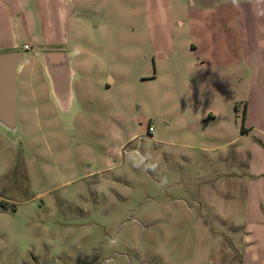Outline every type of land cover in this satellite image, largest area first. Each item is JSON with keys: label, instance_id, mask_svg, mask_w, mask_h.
<instances>
[{"label": "rangeland", "instance_id": "rangeland-1", "mask_svg": "<svg viewBox=\"0 0 264 264\" xmlns=\"http://www.w3.org/2000/svg\"><path fill=\"white\" fill-rule=\"evenodd\" d=\"M236 1L69 0V105L27 52L0 127V264H264Z\"/></svg>", "mask_w": 264, "mask_h": 264}, {"label": "crops", "instance_id": "crops-1", "mask_svg": "<svg viewBox=\"0 0 264 264\" xmlns=\"http://www.w3.org/2000/svg\"><path fill=\"white\" fill-rule=\"evenodd\" d=\"M72 12L69 0H0V53L21 51L24 52V60L25 54L30 52L29 58L39 60L45 71L41 54L63 48L62 26ZM231 12L230 23L237 29V35L241 32L244 42L246 41L245 50H241V59L248 62V69H252L250 83L258 90L256 101L247 107L245 122L248 127L243 128L242 132L246 134L257 131L264 137V0H250L245 3L237 0L231 5ZM33 16L34 27L30 20ZM33 48L36 50L33 51ZM71 98L72 91L70 100ZM261 167L262 170L252 172L253 194H263L258 199L262 205L257 206L253 217L264 216V163ZM256 225L264 227V221L255 222L254 226Z\"/></svg>", "mask_w": 264, "mask_h": 264}, {"label": "water", "instance_id": "water-1", "mask_svg": "<svg viewBox=\"0 0 264 264\" xmlns=\"http://www.w3.org/2000/svg\"><path fill=\"white\" fill-rule=\"evenodd\" d=\"M24 58V52L0 53V127L14 135L17 133L16 116L19 109L17 100V73ZM52 95L57 103L66 107L71 97L70 57L67 52L45 51L41 54ZM194 131V126L189 127Z\"/></svg>", "mask_w": 264, "mask_h": 264}, {"label": "built area", "instance_id": "built-area-1", "mask_svg": "<svg viewBox=\"0 0 264 264\" xmlns=\"http://www.w3.org/2000/svg\"><path fill=\"white\" fill-rule=\"evenodd\" d=\"M24 48H25V50L28 49L26 46ZM149 131H152V128L151 127H149Z\"/></svg>", "mask_w": 264, "mask_h": 264}]
</instances>
